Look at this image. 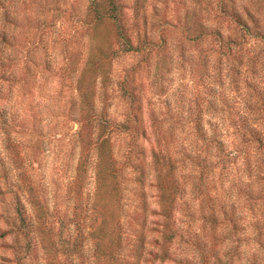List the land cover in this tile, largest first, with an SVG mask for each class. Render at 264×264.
<instances>
[{"label":"rangeland","instance_id":"1","mask_svg":"<svg viewBox=\"0 0 264 264\" xmlns=\"http://www.w3.org/2000/svg\"><path fill=\"white\" fill-rule=\"evenodd\" d=\"M217 1L143 0L145 8L140 10L139 17L146 15L149 24L159 19L176 23L177 20H183L187 11H197L198 17L207 25H220L227 34L228 23L215 18L210 9ZM253 1L239 0L248 6ZM88 3L89 0H5L0 3V33L5 32L9 37V45L0 43V167H7L11 183H15L18 176L20 181V186L14 187L1 177L0 172V235L3 234L0 236V264H68V260L60 254H48L43 249L45 242L38 235L31 243L16 230L14 191L17 188H22L19 192L28 212L45 216L50 238L57 247L60 235L73 236L81 227L87 231L99 218L94 210L96 185L93 166H90L88 178L80 189L75 179V168L83 143L76 134L79 124L76 115H73V104L76 99L77 71L86 51L87 36L80 21L86 16ZM258 3L264 8V0H258ZM4 10L10 14L9 22L2 19ZM132 12L130 10L128 15L131 16ZM45 22L47 25L43 26ZM164 35L168 38L169 49L162 55L153 54L148 63L142 62L143 66L137 70L136 76L141 83L145 117L150 113L155 115L162 124V130H165L170 147L186 148L194 141L189 117L202 113L205 119H211L205 122L209 132L213 131L216 117L221 113L228 115L230 112L229 115L237 122L241 115L248 112L243 105L247 98L246 88L241 84H229L226 77L228 68L217 63L209 43L192 46L186 43L179 31L164 32ZM52 37L59 42L55 49L51 45ZM180 45L186 48L182 50ZM48 46L50 51L55 50L52 54L56 55V68L52 72L45 70L43 63L44 51ZM200 51H208L205 71L201 70V61H196L201 55ZM67 53L73 58L78 57V64L74 65V60L70 58L73 62L64 72L56 70L61 66L58 62ZM162 56L165 57L162 59L165 67L160 75L162 78L158 79V63ZM194 58L196 60L192 62ZM141 59L135 54L116 60L112 84L107 91H100V104L117 121L125 120L129 111L117 81L123 79L127 70L132 65L136 66ZM219 67L223 83L219 81ZM244 74L249 75L248 71ZM221 98L226 99L229 106L218 103ZM213 103H218L219 108L224 107L226 111L218 110L216 104L214 108L208 109L207 106ZM225 128L228 148L241 147L235 127ZM139 142L141 139L136 142L131 134L121 133L115 138L116 152L123 159L127 150ZM145 145L149 144L146 142ZM252 160L253 157L245 163L241 159L229 176H219L216 169L215 174L208 179L210 193L207 195L198 190V187L202 189L203 186H199L202 180L196 167L193 170L194 178H190L185 186L186 193L179 214L183 220L184 240L170 246L171 259L147 256L148 260L143 264H196L201 260V249L186 241L197 238L203 244L202 247L208 248L212 246L208 241L212 239L213 233L218 235L216 245L220 249L229 248L236 240L240 245L248 246L252 216L264 227V198H258L256 205L249 200L248 190L252 187L258 191L263 186L261 180L254 178L255 161ZM90 162H94L92 157ZM134 185L130 180L127 186L130 187L129 208L136 211V218L131 220V224L136 229L141 215L136 210L139 199ZM153 191L149 188L151 206L158 208ZM216 203H224L225 211L233 215L234 219L237 218L234 229L226 221L230 216L219 211ZM211 212L224 222L212 226L207 221ZM151 219L158 218L154 215ZM154 225L151 223L147 227ZM149 236L159 237V234L150 232ZM85 245L79 260L84 264H97L94 241L86 239ZM148 249L158 251L160 246L153 242L148 244Z\"/></svg>","mask_w":264,"mask_h":264},{"label":"trees","instance_id":"2","mask_svg":"<svg viewBox=\"0 0 264 264\" xmlns=\"http://www.w3.org/2000/svg\"><path fill=\"white\" fill-rule=\"evenodd\" d=\"M142 1L132 0L131 3V0H89L86 16L80 21L85 27L87 39L84 59H81L79 70L77 69L76 99L73 104V115H76L79 124L76 134L81 144L83 143L75 168V179L77 188L80 189L88 178L90 166H93L96 185L94 210L99 216L97 222H93L87 231L83 227L77 229L73 236L60 235L57 247L50 238L45 216L29 213L19 192L22 188L14 191L16 230L31 243L38 235L45 242L43 249L48 254H60L68 260V264H84L79 259L85 251L86 239H92L95 243L97 264H143L148 260L147 256L161 260L171 259L170 246L184 240L183 220L179 214L186 193L185 186L190 178H194L193 170L196 167L199 168L202 180L199 186H203L202 189L198 187V190L207 195L210 193L208 179L215 174L216 169L219 176H229L241 159L248 163L253 157L254 178L261 180L263 186L258 191L251 187L248 190L249 200L255 204L258 198H264V8L258 5V0L249 6L239 0H218L210 9L215 18L228 23L225 34L220 25H207L198 17L197 11H187L183 20H177L176 23L159 19L149 24L146 15L139 17L140 10L145 8ZM1 2L5 0H0ZM130 10H133L131 16L128 15ZM1 16L4 21L9 22L8 10H4ZM46 25V22L43 23V26ZM170 31H179L186 43L192 46L202 43L212 45L210 51L216 56L217 63L228 68L226 77L229 84L243 85L247 96L243 105L248 112L241 115L237 122L229 115L230 112L228 115H217L212 132L208 131L205 123L211 119H205L202 113L191 115L189 122L194 141L192 145L180 149L170 147L165 130H162V124L155 115L150 113L145 117L141 83L136 76L137 70L143 66L142 62L148 63L153 54L162 55L169 49L164 32ZM61 41L65 43L64 40ZM0 43L9 45V37L5 32L0 33ZM45 43L48 44V41ZM57 43L58 39L54 41L52 37V48H57ZM49 46L44 51L43 63L45 70L52 72L56 68V55L52 54L55 50L50 51ZM180 46L182 50L186 48ZM135 54L142 59L127 70L123 79L117 81L120 94L128 103L129 109L125 120L117 121L100 104V93L107 91L112 84L114 62L126 55ZM200 54L192 62L201 61V70L205 71L208 51H200ZM70 58L74 60V65L80 60L67 53L58 62L61 66H57L59 68L56 70L64 72L73 62ZM164 58L162 56L158 63V79L162 78L160 75L165 67L162 60ZM217 71L219 81L223 83L221 67ZM246 71L249 75L244 74ZM219 102L223 106H229L226 99L221 98ZM218 103L208 105L207 108L217 105L218 110L226 111L224 107L219 108ZM225 127H235L241 147L228 148ZM121 133L131 134L136 142L141 139V142L127 150L123 159L115 149V138ZM146 142L148 146L145 145ZM91 157L94 160L92 163ZM0 172L1 177L10 184L7 167L1 166ZM16 172L15 169L14 173ZM18 177L15 183H11L14 187L20 186ZM130 180L135 184V194L139 199L136 210L141 215L136 229L131 224V220L136 218V211H132L128 204L130 187L127 185ZM20 184L23 185L22 181ZM149 188L154 190L153 196L158 208L151 206ZM217 206L219 211L230 216L226 221L234 229L237 218L234 219L233 215L225 211L224 203ZM154 215L158 219H151ZM251 220L248 246L240 245L236 240L229 248L220 249L216 245V233L208 241L212 243L208 248L202 247L203 244L197 238L194 241L187 240L186 242L201 249V260L196 264H264V227L253 216ZM207 221L212 226L224 222L214 212H211ZM151 223L155 224L154 227H147ZM150 232H156L159 237H150ZM153 242L160 246L158 251L148 249V244Z\"/></svg>","mask_w":264,"mask_h":264}]
</instances>
